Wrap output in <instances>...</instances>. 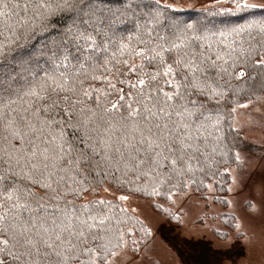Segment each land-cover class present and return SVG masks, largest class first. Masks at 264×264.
<instances>
[{
  "label": "snow or ice",
  "instance_id": "snow-or-ice-1",
  "mask_svg": "<svg viewBox=\"0 0 264 264\" xmlns=\"http://www.w3.org/2000/svg\"><path fill=\"white\" fill-rule=\"evenodd\" d=\"M192 7L0 0V264H137L152 232L133 194L160 209L228 173L241 186L239 133L264 127V2Z\"/></svg>",
  "mask_w": 264,
  "mask_h": 264
},
{
  "label": "rangeland",
  "instance_id": "rangeland-1",
  "mask_svg": "<svg viewBox=\"0 0 264 264\" xmlns=\"http://www.w3.org/2000/svg\"><path fill=\"white\" fill-rule=\"evenodd\" d=\"M178 2L191 4L192 8L184 9L189 10L210 5L212 0ZM241 112L246 114L248 110ZM252 115L255 121L260 120L259 113ZM241 119H247V115ZM239 135L246 157L243 182L239 188L228 190L226 206L214 202L212 190L205 197L190 192L175 204H161L180 217L178 222H170L153 207L152 201L131 196L129 206L137 209V215L152 232L147 255L142 250L139 257H133L137 264H264V210L253 212L251 209V205H258L261 198L257 189L264 178V127L253 123L244 127ZM229 174L228 189L232 185ZM119 194L115 192V195ZM227 214L233 215L235 224L238 220L245 221V235L234 236L235 229H230L220 218ZM217 230L229 231L230 239L222 242Z\"/></svg>",
  "mask_w": 264,
  "mask_h": 264
},
{
  "label": "trees",
  "instance_id": "trees-1",
  "mask_svg": "<svg viewBox=\"0 0 264 264\" xmlns=\"http://www.w3.org/2000/svg\"><path fill=\"white\" fill-rule=\"evenodd\" d=\"M225 6H227V5H225ZM197 10L198 9L184 10L181 13H179V15H181L183 17L191 16V17L195 18L196 15H197ZM253 11H254L255 15H257V16L264 15V12H261L259 9H256V10H253ZM209 19L215 20V21H219V20L225 19V18H223V17H215V18L209 17ZM232 19H235V18H232ZM241 102H243V100ZM214 179H216V183L214 184V187L212 189V191L214 192L213 200H214V202H218V203L226 206L227 205L226 195L228 193V186H229V183H230V174L228 173V174H225L223 177L214 178ZM211 182L212 181H210V180H206L205 181V183H211ZM190 192H192V193H194L196 195H199L201 197H205L209 193V190L207 188H205V189H201L200 191L191 190ZM133 196H136V197L144 199V200L152 201L151 199L143 197V196H141L139 194H133ZM155 203H157V204H169V202H167L163 198H156L155 199ZM154 208L161 215H163L168 221H170V222H178L179 221V220L172 219L171 216L168 215V213L164 212L163 211L164 207H162L160 209H158L156 207H154ZM169 211L172 213V215H175L170 209H169ZM176 216H178V215H176ZM220 218H221V220L224 223L228 224V227L230 229L234 228L233 226L235 225V223H234L235 219H234L233 215L227 214V215L221 216ZM149 240H150V238H149Z\"/></svg>",
  "mask_w": 264,
  "mask_h": 264
}]
</instances>
